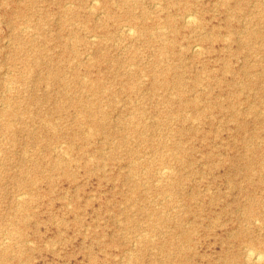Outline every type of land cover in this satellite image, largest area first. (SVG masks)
<instances>
[{
  "label": "rangeland",
  "instance_id": "rangeland-1",
  "mask_svg": "<svg viewBox=\"0 0 264 264\" xmlns=\"http://www.w3.org/2000/svg\"><path fill=\"white\" fill-rule=\"evenodd\" d=\"M252 111L264 0H0V264H264Z\"/></svg>",
  "mask_w": 264,
  "mask_h": 264
},
{
  "label": "bare ground",
  "instance_id": "bare-ground-1",
  "mask_svg": "<svg viewBox=\"0 0 264 264\" xmlns=\"http://www.w3.org/2000/svg\"><path fill=\"white\" fill-rule=\"evenodd\" d=\"M96 3V2H95ZM158 6H160V4H157ZM197 18H195L194 17V15H193V13H187L186 15H185V21H186V23H188V24H190V25H194V24H196V22H197V20H196ZM126 28V27H125ZM132 28V27H131ZM134 28V27H133ZM122 29V28H121ZM136 29L137 28H135V31H136ZM129 30H130V28H129ZM128 31V30H127ZM133 30L131 29L130 31H129V33H131ZM135 34V32L133 31L132 32V34ZM225 37V36H224ZM182 47V46H181ZM200 47V46H199ZM199 47H197V48H199ZM61 61V60H60ZM131 66V65H130ZM85 78V77H84ZM165 81H168V78L167 77H165V79H164ZM234 95H236V93H235V91L234 92H232ZM8 108H9V106H8ZM248 111V110H247ZM246 111V112H247ZM248 113H249V111H248ZM251 113H253V115L255 116V118L257 119V118H259V122H261V127L262 128H264V119H261V115H259L257 112H254V111H252ZM245 115V114H244ZM80 116V115H79ZM230 117H231V119H237V118H239V117H243V113L241 112V111H232L231 113H230ZM241 123H239V126H243V121H240ZM87 133V132H86ZM71 147V146H70ZM68 148V147H67ZM54 149V148H53ZM61 149V148H60ZM170 151V150H169ZM25 152V151H24ZM65 152V151H64ZM254 152H252L250 155H248V160H250V159H254V158H256V156H255V154H253ZM61 155H62V152L60 153ZM64 154V153H63ZM66 155V154H65ZM57 161V160H56ZM159 179V178H158ZM157 182V181H156ZM27 195V194H26ZM25 195V196H26ZM24 196V195H23ZM249 200H250V204H249V209H250V212H248V215L249 216H252V215H255V214H259V213H261V212H263L264 211V203L263 202H259L256 198H254L253 196H251L250 198H249ZM17 207H18V205H16ZM16 207V208H17ZM248 209V210H249ZM259 222V221H258ZM186 234H184L185 236H184V238H186L187 240L189 239L190 240V233L189 232H185ZM239 233V232H238ZM100 240V239H99ZM26 242V241H25ZM102 242V241H101ZM247 244V243H246ZM247 247V246H246ZM253 247V246H252ZM132 255V254H131ZM131 257V256H130ZM247 259H249V261L250 260H253L255 263H264V252H262V251H259V250H257V249H253V248H250V247H248L247 248ZM252 262V261H251ZM253 263V262H252ZM254 264V263H253Z\"/></svg>",
  "mask_w": 264,
  "mask_h": 264
}]
</instances>
